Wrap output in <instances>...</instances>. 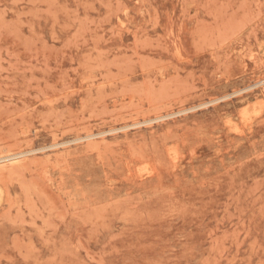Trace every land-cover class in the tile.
I'll return each mask as SVG.
<instances>
[{"label":"rangeland","instance_id":"obj_1","mask_svg":"<svg viewBox=\"0 0 264 264\" xmlns=\"http://www.w3.org/2000/svg\"><path fill=\"white\" fill-rule=\"evenodd\" d=\"M263 102L264 0H0V264H264Z\"/></svg>","mask_w":264,"mask_h":264},{"label":"bare ground","instance_id":"obj_2","mask_svg":"<svg viewBox=\"0 0 264 264\" xmlns=\"http://www.w3.org/2000/svg\"><path fill=\"white\" fill-rule=\"evenodd\" d=\"M220 77H221V76H220ZM249 87H250V86H249ZM258 101H259V100H258ZM241 102H242V101H241ZM263 103H264V102H263ZM250 106H251V105H250ZM262 106H263V105H262ZM196 107H197V106H196ZM196 107H195V108H196ZM247 108H248V107H247ZM252 108H253V107H252ZM263 108H264V107H263ZM254 109H255V107H254ZM188 110H189V109H188ZM188 110H187V111H188ZM192 110H193V109H192ZM192 110H191V111H192ZM196 110H197V109H196ZM253 111H255V110H253ZM249 112H250V111H249ZM251 112H252V111H251ZM252 113H254V112H252ZM255 113H256V112H255ZM256 114H257V113H256ZM168 116H169V115H168ZM241 118H242V117H241ZM242 119H243V118H242ZM242 119H241V120H242ZM152 121H153V120H152ZM247 122H248V121H247ZM144 123H145V122H144ZM245 123H246V122H245ZM250 123H251V122H250ZM139 124H141V122H140ZM234 124H235V123H234ZM245 126H246V124H245ZM130 127H131V126H130ZM235 128H236V127H235ZM117 129H118V128H117ZM230 129H231V128H230ZM235 131H236V130H235ZM84 139H85V138H84ZM59 145H60V144H59ZM42 149H44V148H42ZM175 150H176V149H175Z\"/></svg>","mask_w":264,"mask_h":264}]
</instances>
